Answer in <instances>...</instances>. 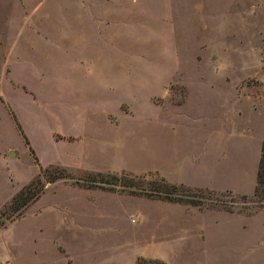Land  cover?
Here are the masks:
<instances>
[{"label": "rangeland", "instance_id": "374dc122", "mask_svg": "<svg viewBox=\"0 0 264 264\" xmlns=\"http://www.w3.org/2000/svg\"><path fill=\"white\" fill-rule=\"evenodd\" d=\"M68 2L80 7L67 35L28 39V21L12 71L0 72V264H264L254 189L164 176L243 155L242 185L255 188L264 0ZM39 165L60 177L32 185L25 194L45 184L16 215L12 200ZM97 173L163 178L174 199L109 190Z\"/></svg>", "mask_w": 264, "mask_h": 264}, {"label": "crops", "instance_id": "0c3cea01", "mask_svg": "<svg viewBox=\"0 0 264 264\" xmlns=\"http://www.w3.org/2000/svg\"><path fill=\"white\" fill-rule=\"evenodd\" d=\"M85 3L80 2V6ZM74 3L69 4L68 0H0V72L7 69L12 71V65L17 61L14 58L15 42L21 39L24 34L25 26L28 24L31 31L27 34L28 39L51 40L53 38H63L67 35L68 30V15L69 9L80 7ZM72 13V12H71ZM27 32V31H25ZM230 94L236 99L243 95L238 91L235 85H232ZM229 94V93H226ZM236 95V96H235ZM237 113V112H236ZM238 115L240 113H237ZM231 129L236 133V128L239 125L238 121L233 122ZM239 137L235 138L236 141ZM229 143V141L227 142ZM242 160L237 156L230 158L224 167H217L210 162L200 163V165L191 168L184 167L183 173L178 176H164L172 182H184L195 186H208L216 189H230L234 193L251 194L254 187L248 191L242 185L244 180V163L245 157L242 155ZM213 179L215 182H211ZM49 244H42L45 247H64L67 245L62 241L52 237H44ZM34 245L37 244L33 241ZM40 246V245H39Z\"/></svg>", "mask_w": 264, "mask_h": 264}, {"label": "trees", "instance_id": "16d2710c", "mask_svg": "<svg viewBox=\"0 0 264 264\" xmlns=\"http://www.w3.org/2000/svg\"><path fill=\"white\" fill-rule=\"evenodd\" d=\"M26 143H28L26 141ZM30 149V148H29ZM30 152L32 153V149H30ZM48 171L46 167H42L39 165V172L37 176L31 180L27 186L22 188L16 196L13 198L11 207L13 208V211L17 212L16 215L20 214L22 208L26 207L29 203L34 201L39 193L44 188L43 184L41 187H39L37 190L29 191L27 194L25 192L32 187L34 184L42 183L41 179L44 178V173ZM98 176L101 177L100 180L96 181V184H99L100 186L104 187L105 185H108L109 190H115L114 187L120 186L122 187L123 192H127L130 194H140V195H146L153 198H168V199H174L170 195L162 196V193L164 191L161 190V186H168V184L165 182L163 178L160 179H153V180H147L145 177H138V176H131L127 174H112V173H97ZM60 176H51L49 179H45L44 181L47 182H53ZM140 182H146L151 185H154L150 188H144L141 187V185H138ZM171 188L178 189L183 188L182 186L171 184ZM106 188V187H104ZM254 203H256L259 207L264 209V140L261 144V150H260V156L258 160V166L256 171V185L254 188V194L253 198L251 199ZM4 222H1V225H3ZM0 225V226H1Z\"/></svg>", "mask_w": 264, "mask_h": 264}]
</instances>
